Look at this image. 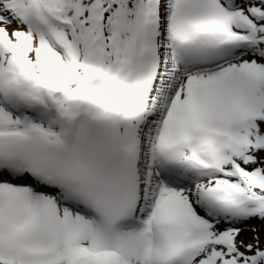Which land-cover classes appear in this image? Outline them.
<instances>
[{
	"label": "snow or ice",
	"instance_id": "snow-or-ice-1",
	"mask_svg": "<svg viewBox=\"0 0 264 264\" xmlns=\"http://www.w3.org/2000/svg\"><path fill=\"white\" fill-rule=\"evenodd\" d=\"M0 264H264V0H0Z\"/></svg>",
	"mask_w": 264,
	"mask_h": 264
}]
</instances>
